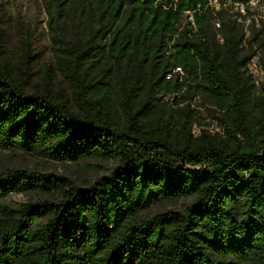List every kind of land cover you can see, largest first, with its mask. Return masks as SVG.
Here are the masks:
<instances>
[{
	"label": "trees",
	"instance_id": "trees-1",
	"mask_svg": "<svg viewBox=\"0 0 264 264\" xmlns=\"http://www.w3.org/2000/svg\"><path fill=\"white\" fill-rule=\"evenodd\" d=\"M44 1L54 61L33 80L29 37L1 60L0 150L117 165L87 187L0 170V264H264V80L256 100L254 44L225 11L253 0ZM73 13L86 38L60 25Z\"/></svg>",
	"mask_w": 264,
	"mask_h": 264
},
{
	"label": "rangeland",
	"instance_id": "rangeland-1",
	"mask_svg": "<svg viewBox=\"0 0 264 264\" xmlns=\"http://www.w3.org/2000/svg\"><path fill=\"white\" fill-rule=\"evenodd\" d=\"M211 6L215 10L221 9L217 0H212ZM225 11L228 17L236 21L246 38L254 44L256 56L249 64V74L255 83L254 97L257 100L262 95L264 80V5L257 0L251 1L248 6L226 3ZM184 19L187 23L192 19V14H185ZM49 22L50 15L44 0H0V46L3 50L0 63L2 59H6L10 64L14 63L21 52L24 39L29 37L33 52L37 55L32 77L36 82L40 81L45 65L54 61L53 28ZM60 25L71 39L86 38L88 35L89 24L79 13H73L72 16L61 20ZM248 46L247 43L246 47ZM197 120L213 132L220 131L206 107L199 110ZM199 128L198 125L195 126L196 133L199 132ZM116 165L115 160L95 157L78 162L56 161L24 150H0V170L22 168L61 173L72 178L81 187H87L99 177L110 175ZM38 199L40 198L34 193L13 192L6 198V202L16 206ZM191 201V198H182L175 204L157 206L154 211L183 210Z\"/></svg>",
	"mask_w": 264,
	"mask_h": 264
},
{
	"label": "built area",
	"instance_id": "built-area-1",
	"mask_svg": "<svg viewBox=\"0 0 264 264\" xmlns=\"http://www.w3.org/2000/svg\"><path fill=\"white\" fill-rule=\"evenodd\" d=\"M241 6H243V5H241ZM198 169H200V168H198Z\"/></svg>",
	"mask_w": 264,
	"mask_h": 264
}]
</instances>
